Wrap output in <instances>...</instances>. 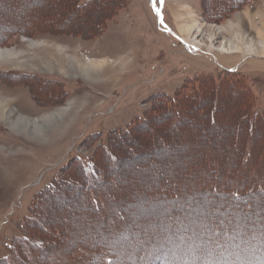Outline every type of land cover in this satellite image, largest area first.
<instances>
[{
	"label": "rangeland",
	"instance_id": "obj_1",
	"mask_svg": "<svg viewBox=\"0 0 264 264\" xmlns=\"http://www.w3.org/2000/svg\"><path fill=\"white\" fill-rule=\"evenodd\" d=\"M262 41L264 0H0V264H264Z\"/></svg>",
	"mask_w": 264,
	"mask_h": 264
},
{
	"label": "trees",
	"instance_id": "obj_2",
	"mask_svg": "<svg viewBox=\"0 0 264 264\" xmlns=\"http://www.w3.org/2000/svg\"><path fill=\"white\" fill-rule=\"evenodd\" d=\"M85 4V3H84ZM226 72H228L229 73V71H226ZM194 97V96H193ZM161 99L163 100V101H159L160 103H162L163 104V107L164 108H162L163 109V111L164 112H162L163 114H164V116H166V117H170V116H172L173 115V117L175 116V117H181V116H183V113H181V112H178L179 110L178 109H180V108H182V99H178L177 98V96L175 95V94H173V95H170V94H164V95H162L161 96ZM144 119H146L145 117H140V118H138L137 119V124H141L142 123V120H144ZM250 121V120H249ZM171 123V122H170ZM251 126V125H250ZM132 128H134V126H131V128H130V130L132 129ZM252 128V127H251ZM126 132H129V131H126ZM125 133V132H124ZM252 135H254L252 132H251V130H250V132L249 133H247L246 134V138H251L252 137ZM260 141H262V140H260ZM254 145V143H252V145L251 146H253ZM252 150H253V148L251 149H249L248 150V155H247V157H248V159H247V161L249 162V161H251L252 159H255V153L253 154V152H252ZM253 151H255V150H253ZM257 151V150H256ZM256 166V165H255ZM256 167H254V169H255ZM241 191H243V192H246V194H247V191L245 190V189H243V188H241ZM240 191V192H241ZM245 194V195H246ZM236 197L238 196V197H241V195H240V193H237L236 195H235ZM258 255V254H257ZM256 255V256H257ZM260 258H261V256H259ZM262 258H264L263 256H262ZM109 260H107L105 263H107ZM110 262V261H109Z\"/></svg>",
	"mask_w": 264,
	"mask_h": 264
},
{
	"label": "bare ground",
	"instance_id": "obj_3",
	"mask_svg": "<svg viewBox=\"0 0 264 264\" xmlns=\"http://www.w3.org/2000/svg\"><path fill=\"white\" fill-rule=\"evenodd\" d=\"M31 42L33 44L36 43V42H34L32 40H31ZM262 43L264 44V41H262ZM220 47H221L220 48L221 51L226 52V53H228V52H234L235 49H238L237 46H235L233 44H229L228 47H226L225 45H221ZM16 55H17V53L14 50L7 49V48L6 49L5 48L0 49V58L1 59L7 60V61H11ZM92 66H94V65L91 64V63L88 66L82 65L81 66V69L86 70V69H89ZM61 111L63 112L64 110H61ZM2 112H4V111H1V113ZM60 112H58V113H60ZM56 113L53 112L49 116H46L45 122H48V121H51V119H54L55 116H56ZM7 118H8V116H7ZM14 124H15L16 127H18V129H22V131H25L26 129H28L29 131L34 132V130H36V127H39L40 128V125H39L38 121L37 122H33V123L30 124V122L28 120L22 119V118L20 120L16 121Z\"/></svg>",
	"mask_w": 264,
	"mask_h": 264
}]
</instances>
